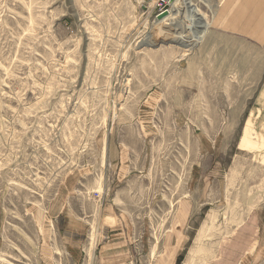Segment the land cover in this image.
I'll list each match as a JSON object with an SVG mask.
<instances>
[{
    "label": "rangeland",
    "instance_id": "374dc122",
    "mask_svg": "<svg viewBox=\"0 0 264 264\" xmlns=\"http://www.w3.org/2000/svg\"><path fill=\"white\" fill-rule=\"evenodd\" d=\"M156 3L0 0V264L32 260L36 213L68 187L71 194V180L75 192L87 195L105 168L108 138L143 148L139 164L156 196L175 197L188 177V194L199 204L178 264H207L219 239L264 203L262 83L245 93L243 77L196 75L197 44L209 28L188 44L174 37L176 21L159 22ZM194 4L209 20L204 3L191 0L196 12ZM147 114L155 135L149 144H133L127 126ZM202 115L237 123L234 140L220 142L224 154L204 157L195 179L194 125L179 129L176 121ZM184 127L187 155L180 149ZM166 223L152 220L151 230Z\"/></svg>",
    "mask_w": 264,
    "mask_h": 264
},
{
    "label": "crops",
    "instance_id": "0c3cea01",
    "mask_svg": "<svg viewBox=\"0 0 264 264\" xmlns=\"http://www.w3.org/2000/svg\"><path fill=\"white\" fill-rule=\"evenodd\" d=\"M198 1L204 3L211 16L207 20L194 4L203 28H209V35L197 44L195 74L243 77L245 93H251L260 82L259 91L264 95V0ZM200 33L191 41L195 45ZM197 90L203 92L204 88ZM144 103L148 107L154 104L152 100ZM196 104L199 107L198 100ZM181 118L177 116L179 129L183 124L194 125L190 127V139L194 141L190 152L196 159L190 178L195 168L197 179L204 157L224 154L220 142L234 140L237 121L232 117L205 121L203 115L194 120ZM219 123L223 126L218 130L211 127ZM184 129L181 144L185 146L180 149L187 155V128ZM155 132L150 114L138 115L126 129L133 144L138 145L149 144ZM106 145L105 168L98 182L91 180L87 195L75 192L76 182L71 180V194L68 187V194L52 197L46 212L36 213L38 240L30 248L32 260L20 259L22 264H178L193 205L199 204L197 197L188 194V177L185 175L175 197L156 196L155 183L145 171V164H139L143 148L124 138L115 142L108 138ZM157 219L167 223L156 232L151 230V221ZM207 264H264V203L219 239Z\"/></svg>",
    "mask_w": 264,
    "mask_h": 264
},
{
    "label": "bare ground",
    "instance_id": "6f19581e",
    "mask_svg": "<svg viewBox=\"0 0 264 264\" xmlns=\"http://www.w3.org/2000/svg\"><path fill=\"white\" fill-rule=\"evenodd\" d=\"M171 18L176 21V26L178 25V30L174 29V32L180 31V34L174 33V37L187 43H190L204 26L199 15L192 9L191 0H172L167 11L161 14L158 20L165 24ZM183 19L184 23L181 22Z\"/></svg>",
    "mask_w": 264,
    "mask_h": 264
},
{
    "label": "built area",
    "instance_id": "2783aa9c",
    "mask_svg": "<svg viewBox=\"0 0 264 264\" xmlns=\"http://www.w3.org/2000/svg\"><path fill=\"white\" fill-rule=\"evenodd\" d=\"M171 0H157V8H158V14L162 13L164 11V8L166 6H169L171 4Z\"/></svg>",
    "mask_w": 264,
    "mask_h": 264
},
{
    "label": "water",
    "instance_id": "95a60500",
    "mask_svg": "<svg viewBox=\"0 0 264 264\" xmlns=\"http://www.w3.org/2000/svg\"><path fill=\"white\" fill-rule=\"evenodd\" d=\"M168 7L169 6H166L165 8H164V11L162 12V13H160L157 17L159 18V17H161V14H163L164 12H166L167 11V9H168ZM142 46V45H146V46H151V47H154V45H152V44H148V43H145V42H141L140 44H139V46Z\"/></svg>",
    "mask_w": 264,
    "mask_h": 264
}]
</instances>
